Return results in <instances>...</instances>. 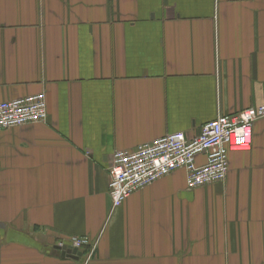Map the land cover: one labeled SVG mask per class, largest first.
Wrapping results in <instances>:
<instances>
[{"label": "crops", "instance_id": "1", "mask_svg": "<svg viewBox=\"0 0 264 264\" xmlns=\"http://www.w3.org/2000/svg\"><path fill=\"white\" fill-rule=\"evenodd\" d=\"M40 93L45 122L0 130V264H264V118L222 183L180 169L112 208L108 172L264 104V0H0V102Z\"/></svg>", "mask_w": 264, "mask_h": 264}, {"label": "built area", "instance_id": "2", "mask_svg": "<svg viewBox=\"0 0 264 264\" xmlns=\"http://www.w3.org/2000/svg\"><path fill=\"white\" fill-rule=\"evenodd\" d=\"M262 118L264 104L219 115L203 124L200 133L193 138L175 132L142 144L133 151L114 152L108 162L111 207H120L134 192L180 169L186 172L190 190L224 182L229 154L249 150L252 126ZM46 119L43 93L0 102V130L43 123ZM199 156L205 157L203 165L196 163ZM62 246L78 251L91 248L88 259L95 249V244L85 237L72 238L59 248Z\"/></svg>", "mask_w": 264, "mask_h": 264}, {"label": "water", "instance_id": "3", "mask_svg": "<svg viewBox=\"0 0 264 264\" xmlns=\"http://www.w3.org/2000/svg\"><path fill=\"white\" fill-rule=\"evenodd\" d=\"M57 250H60L61 256L72 259V260H79L80 257H82V253L74 248L68 247V246H62L61 248H56Z\"/></svg>", "mask_w": 264, "mask_h": 264}]
</instances>
